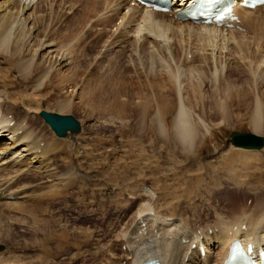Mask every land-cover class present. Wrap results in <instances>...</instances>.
I'll list each match as a JSON object with an SVG mask.
<instances>
[{
  "label": "rangeland",
  "instance_id": "374dc122",
  "mask_svg": "<svg viewBox=\"0 0 264 264\" xmlns=\"http://www.w3.org/2000/svg\"><path fill=\"white\" fill-rule=\"evenodd\" d=\"M2 2L0 0V6H3ZM46 2L42 3L46 21L43 20L39 28L45 29V34L55 43L64 47L69 43L66 47H72L73 66L76 65L72 84L76 87H69L67 92L66 89L59 91L57 84L48 81L41 95H33L36 106L29 105L24 110L18 103L11 105L10 98L25 81L8 70L3 84L13 88L0 84V90H4L1 105L11 111L9 117L21 119L26 115L27 128H32L42 135L43 140L53 144L55 149L51 159H54L60 179L58 186L53 188L49 182L42 183L39 178L41 173L26 171L27 175H23L16 185H32L21 191L25 197L13 201L16 205H0V261L9 257L8 261L13 259V264H131L127 248L130 244L125 241V236L132 229L136 217L137 195L145 189L151 190L163 203L169 199L173 205L176 202L173 211L169 210V214L172 212L170 215L185 214L190 217L194 208L199 224L212 220L211 206L220 207L223 198L235 195L237 198H248L247 203L250 204L257 194H264V188H260L264 186V147L258 151L246 150L228 143L229 134L234 131L252 132L264 137V129L263 132H253L249 117L243 114L238 120L231 117L227 125L219 124L218 120L211 118L208 106L203 109L194 103L195 98L192 97L195 121L200 115L210 124L208 128L199 124L204 137L201 142L190 151L169 143L166 134L159 140L154 122L158 77L149 75L146 61L143 66L137 65L134 54L135 49L138 52L144 45L145 51L152 52L153 69L160 73L157 76L162 82L166 81L163 67L161 69V55L155 46V49L152 48L150 35L145 31L137 34V47L133 44L134 51L131 52L128 45L131 44L130 35H135L133 32H130L124 49L119 48L117 43L113 47L112 35L119 32L117 25L121 21L107 20L111 4L108 9L101 7L97 10L96 5L102 3L100 1L55 0L51 10ZM105 3L106 6L108 2ZM50 11L52 14L48 19ZM177 39L173 38L171 42L179 54L178 59L183 62L189 46L181 47ZM181 43L184 45V42ZM0 53V68L3 69L7 55ZM186 56L189 64L190 54ZM53 81L58 83L57 79ZM26 86L22 94L29 97L34 86L31 83ZM212 89L210 80L202 85V90L211 99ZM69 95H72L71 98ZM164 96L165 101L172 98L166 92ZM65 98L71 99V106L59 111L58 102ZM42 109L73 115L81 124V132L58 138L38 116ZM165 116L172 118L168 114ZM245 154L261 157V162L248 163ZM227 158L241 163L239 167L250 166L251 171H241L245 175L240 178L244 186L235 188L233 180L227 177V169L222 165ZM198 176H202L199 181L196 179ZM210 181L221 183L214 186V182L210 184ZM247 182L249 184L245 185ZM11 189L15 190V187ZM185 190H190L191 194L188 191L186 196ZM236 190L244 196L237 195ZM224 194L227 196L224 197ZM190 205L192 207L189 208ZM120 247H125L127 252H119ZM121 256L125 257L124 261H121Z\"/></svg>",
  "mask_w": 264,
  "mask_h": 264
},
{
  "label": "bare ground",
  "instance_id": "6f19581e",
  "mask_svg": "<svg viewBox=\"0 0 264 264\" xmlns=\"http://www.w3.org/2000/svg\"><path fill=\"white\" fill-rule=\"evenodd\" d=\"M42 1L44 2V0ZM53 1L47 0L46 2L51 10ZM93 1L102 2L100 4L97 2L99 4V6L96 5L97 10L101 7L108 9L111 4L107 20L109 22L121 21L117 25L119 32L112 35L114 38V42L112 39V46L117 43L119 48L124 49L130 32H133L136 36L130 35L132 45L129 44L128 47L131 48L130 52L134 51L133 47L136 46L139 39L137 34L146 32L147 35H150L152 48L155 46L161 55L162 66H160L161 69L163 67L165 82L160 80V73L158 74L156 69H153L154 63L150 55L152 52L147 50L146 52L144 45H141L142 49L138 52L136 49L134 51L137 65L143 66L146 61L147 66L145 67L150 73L147 75L153 74L156 75V78L158 77L155 92L157 93V100H154L156 102L155 121H153L155 128H157L159 140L162 139L160 136L166 134L169 143H173L174 146L177 145V148L180 147L179 149L187 148L186 150L189 149L190 151L195 144L201 142L204 137L201 134L199 124L203 128H208L210 124L206 123V119H202L204 116L200 115L197 116L199 120L195 121L192 107L194 99L192 100V97L195 98L194 103L196 105L198 103L202 108L208 106L211 110V118L218 120L217 123L219 124L227 125L231 117L238 120L243 114L247 118L249 117L253 132H263L264 5L254 9L237 7L235 14L238 20L233 22L234 27L219 28L214 24L207 25L176 18L175 14L185 7L188 0H173L174 7L169 12L152 11L142 6L137 0ZM132 1H134L133 5H131ZM43 2L41 0H3V6H0V52L7 55L6 67L0 68V84H3L8 70L13 71L17 78L25 81L19 88L20 90L13 92V98H10L11 105L18 103L24 110L29 105L36 106L35 103L37 102L33 95H41L48 81L57 84L59 91L66 89L67 92L69 87L72 89L76 87L72 84L76 71V65L73 66L75 61L71 56L72 47H66L69 43L65 47L55 43L53 39L48 37L49 35L45 34V29L39 28V24H42L45 18ZM104 3L107 5L105 6ZM51 14L52 11L47 13L48 19ZM132 25H134V29ZM236 27L241 28V30L236 29ZM173 38L180 40L179 42L177 39L179 45H182L181 47L189 46L185 51L183 62L180 58L178 59L179 54L171 42ZM181 42H184V45ZM192 46L194 50H192ZM188 54H190L189 64L186 62V55ZM131 58L130 60L134 62ZM64 67L65 70H62ZM146 70L144 71L147 72ZM53 79H57L58 83H55ZM154 80L156 79L154 78ZM209 80L211 87H213L212 90H214L212 99L202 90V85ZM27 83L34 86L29 97L22 94V91L27 89ZM3 85L13 88L9 85ZM3 91L0 90V205L6 207L7 204L16 205L13 201L25 197V193L22 194L21 191L32 186L30 184L16 186L21 177L27 175L26 171L41 173V176L39 177L38 174V177L42 179V183L49 182L53 188L58 186L59 183L57 182L60 178L58 170L55 168L54 159H51L55 149L53 144L46 139L43 140L42 135L36 133L32 128H27L26 115L21 119L9 117L11 111L8 107L1 105ZM165 92L172 96L169 101L166 100L167 102L165 101ZM70 98L58 102L59 111L66 110L71 106ZM27 113L28 111L25 114ZM163 114H168L172 118L168 119ZM205 130L207 131V129ZM261 149L246 150L258 151ZM255 156L245 154V160L248 159V163L256 164L261 162V157L255 158ZM240 164L231 158L225 159V162L222 163L223 168L227 169V177L233 180L236 185L235 188L244 186V181L240 178L245 176L244 173L251 171L248 164L249 167L246 165L239 167ZM238 170L240 171L238 172ZM199 177L196 178L198 181L202 176ZM211 182L214 181H210V184ZM215 183L220 185L221 182H214V186ZM248 184L249 182L245 185ZM212 185L210 186L213 187ZM201 186L203 185L201 184ZM10 187H15V190ZM260 188L262 190L264 186ZM190 190L188 191L190 192ZM188 191L185 193L186 196ZM204 193H206L205 190ZM237 195L240 194L237 193ZM138 196L136 217L135 220L133 219L132 229L125 236V241L130 244L127 245V248L131 264H144L155 260L161 264H222L227 256L229 244L235 238L240 239L245 244L252 241L255 246H261L264 249V194L262 196L257 194L250 204L247 203L248 198H237L235 195L228 197V199L223 198L221 202L219 201L222 203L220 207L215 204L211 206L212 220L207 224H199V217L194 208L190 212V217L185 214L170 215L172 212L169 214V210L174 208L176 202L173 205L169 199L163 203L149 189L142 191L140 195H137V198ZM225 196L227 194H224ZM200 245L203 250H200ZM124 248L120 247L119 252L126 253ZM124 258L123 256L121 261H124ZM8 260L9 257L1 259L0 264L14 263L13 259L12 262Z\"/></svg>",
  "mask_w": 264,
  "mask_h": 264
},
{
  "label": "water",
  "instance_id": "95a60500",
  "mask_svg": "<svg viewBox=\"0 0 264 264\" xmlns=\"http://www.w3.org/2000/svg\"><path fill=\"white\" fill-rule=\"evenodd\" d=\"M38 114L57 137L66 138L81 131L80 122L71 114L46 111L44 109L40 110ZM228 143L244 149H261L264 146V137L251 132H232Z\"/></svg>",
  "mask_w": 264,
  "mask_h": 264
}]
</instances>
